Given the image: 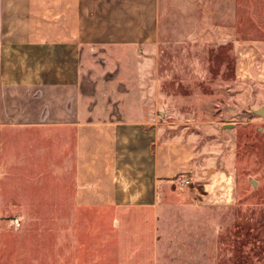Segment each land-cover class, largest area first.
<instances>
[{
	"label": "rangeland",
	"instance_id": "obj_1",
	"mask_svg": "<svg viewBox=\"0 0 264 264\" xmlns=\"http://www.w3.org/2000/svg\"><path fill=\"white\" fill-rule=\"evenodd\" d=\"M161 4L153 48L120 57L126 80L86 84L90 119H129L155 143H188L192 173L151 208L80 210L73 138L5 135L3 264H264V0ZM126 165L125 180L149 190L148 159Z\"/></svg>",
	"mask_w": 264,
	"mask_h": 264
},
{
	"label": "crops",
	"instance_id": "obj_2",
	"mask_svg": "<svg viewBox=\"0 0 264 264\" xmlns=\"http://www.w3.org/2000/svg\"><path fill=\"white\" fill-rule=\"evenodd\" d=\"M161 2L0 0V145L14 132L31 145L41 129L73 138L77 209L151 208L159 190L193 171L188 143H155L153 130L129 119H90L86 84L126 80L120 57L153 48ZM143 156L149 190L125 180L126 162Z\"/></svg>",
	"mask_w": 264,
	"mask_h": 264
},
{
	"label": "water",
	"instance_id": "obj_3",
	"mask_svg": "<svg viewBox=\"0 0 264 264\" xmlns=\"http://www.w3.org/2000/svg\"><path fill=\"white\" fill-rule=\"evenodd\" d=\"M259 113L264 116V109L259 110Z\"/></svg>",
	"mask_w": 264,
	"mask_h": 264
}]
</instances>
